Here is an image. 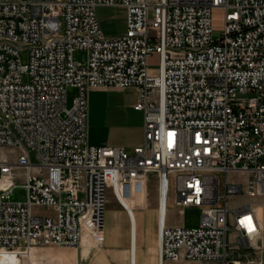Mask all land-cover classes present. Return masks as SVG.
<instances>
[{
  "label": "built area",
  "instance_id": "1",
  "mask_svg": "<svg viewBox=\"0 0 264 264\" xmlns=\"http://www.w3.org/2000/svg\"><path fill=\"white\" fill-rule=\"evenodd\" d=\"M103 7L126 10L124 35L106 37ZM215 11L225 13L217 36ZM99 88L136 91L145 141L133 153L89 144L88 95ZM0 149L19 152L0 160V260L36 264L37 248L85 239L102 247L108 188L127 210L121 198L154 174L167 184L160 264H254L236 254L264 252V0H0ZM230 173L250 174L262 202L230 211L229 197L243 194ZM172 179L176 206L202 211L198 228L166 225ZM19 180L24 201L13 199Z\"/></svg>",
  "mask_w": 264,
  "mask_h": 264
},
{
  "label": "rangeland",
  "instance_id": "2",
  "mask_svg": "<svg viewBox=\"0 0 264 264\" xmlns=\"http://www.w3.org/2000/svg\"><path fill=\"white\" fill-rule=\"evenodd\" d=\"M97 16L101 24L103 33L108 36L107 30L114 33H122L124 30L125 12L116 7L108 8L103 7L97 10ZM214 29L216 36L221 33L225 23V13L222 11H215L213 15ZM74 58L78 62H83L85 59L84 52H76ZM22 61L28 64V53L22 54ZM150 67L156 69L160 66V60L152 58L150 60ZM110 89V90H107ZM77 96V91L74 88H69L67 92L68 108H72L73 101ZM136 102L135 90H119L115 88H99L91 90L88 95V140L89 144L95 137L110 136L116 141L120 142L128 152H132L131 145L135 144L137 140L144 133L145 117L144 113L134 110V103ZM91 145V144H90ZM18 150L0 149V160H7L9 162H16L18 159ZM36 163L35 157L32 158ZM19 175L22 171L18 172ZM228 184L231 186L241 187L243 194L231 196L228 200V208L230 211L246 207L250 204H260L262 198L259 196L249 195V185L252 181L250 174L230 173L227 176ZM223 189L225 178L222 177ZM25 183L22 180L17 182L18 188L15 190L14 200L24 201L25 194L22 186ZM143 186V185H142ZM140 185H134L132 195L137 193L143 194V189ZM144 187V186H143ZM160 191V182L156 175L149 176L148 186L144 195L146 196L145 207L141 211L136 212L140 228L149 233L151 229L157 226L158 219V198ZM167 191V184H166ZM166 196V193H165ZM143 198V196H142ZM120 208L112 190L108 188L107 191V210L105 215V235L110 234L115 228L121 225ZM259 216H264V210L261 206L257 207ZM34 214L42 217L53 216V212L47 209H35ZM202 211L197 208H187L181 212V209L176 206V191L175 180L172 179L171 190L168 198L167 212H166V225L170 228H185L194 229L200 226V219ZM232 218H229L230 231L228 233L229 251L237 249V235L232 231L233 229ZM88 240V239H87ZM83 244H85L83 242ZM92 247V245H91ZM94 247V246H93ZM46 250L52 251H69L76 249L66 248H37L34 252ZM238 253L243 255L242 261L246 263V258L249 255V260L254 264H264V252L254 253L248 249L241 248L237 252L236 258L239 259ZM34 254V253H33ZM35 263V261L33 260ZM0 264H22V261L17 257H8L5 261L0 260ZM23 264H28L27 259L23 260ZM165 264H196L189 261L181 260L178 263L166 262Z\"/></svg>",
  "mask_w": 264,
  "mask_h": 264
},
{
  "label": "crops",
  "instance_id": "3",
  "mask_svg": "<svg viewBox=\"0 0 264 264\" xmlns=\"http://www.w3.org/2000/svg\"><path fill=\"white\" fill-rule=\"evenodd\" d=\"M125 12L124 30L122 33H114L109 30L108 38H116L124 35L127 31L126 18L127 13L124 8H118ZM110 90V89H107ZM137 103V93L136 102ZM145 141V132H142L141 137L131 147L133 153L135 149L142 147ZM95 147H113L122 148L120 142L111 138L110 136L95 137L90 143ZM126 150V149H125ZM127 151V150H126ZM128 152V151H127ZM147 183H138L136 185L142 186L143 194L137 193L132 195L131 198H121L123 204L133 215L131 217L128 211L117 200L120 208L122 209L121 225L115 228L109 235H105L104 244L100 248L93 247L91 241L85 239L83 246L80 249L69 251H37L32 255V259L36 264H160L159 254V198H158V219L157 226L153 227L149 233H145L139 226L137 211H141L146 204V196L144 192L148 186ZM113 192V189L110 188ZM134 190V188H133ZM160 190V197H164ZM114 194V192H113ZM115 196V195H114ZM143 196V198H142ZM127 197V194H125ZM164 199V198H163ZM182 212V211H181ZM92 245V247H91ZM3 258V257H2ZM6 259V256H5ZM5 261V260H1Z\"/></svg>",
  "mask_w": 264,
  "mask_h": 264
},
{
  "label": "bare ground",
  "instance_id": "4",
  "mask_svg": "<svg viewBox=\"0 0 264 264\" xmlns=\"http://www.w3.org/2000/svg\"><path fill=\"white\" fill-rule=\"evenodd\" d=\"M162 189V194H163V198H165V193H166V181L164 180L162 183H161V186H160V190Z\"/></svg>",
  "mask_w": 264,
  "mask_h": 264
}]
</instances>
